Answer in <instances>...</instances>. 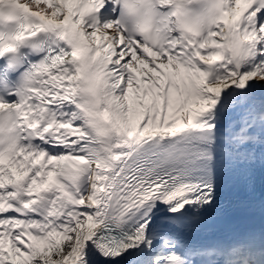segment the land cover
I'll list each match as a JSON object with an SVG mask.
<instances>
[{"label":"bare ground","instance_id":"bare-ground-1","mask_svg":"<svg viewBox=\"0 0 264 264\" xmlns=\"http://www.w3.org/2000/svg\"><path fill=\"white\" fill-rule=\"evenodd\" d=\"M22 1L39 8L53 22L63 21L64 15L72 12L68 0H52L51 4L46 0ZM229 4L231 29L221 25L196 50L182 46L181 55L160 58L169 70L168 80L151 61L153 55L159 54L127 40L111 19L97 26L78 20L92 39L94 56L105 68L102 83L107 93L103 111L115 138L110 147L102 146L86 116L72 103L78 67L73 60H64L41 86L39 106H54L53 120L58 127L55 151H76L86 158H79L76 167L65 170L67 176L74 173V178L65 174L52 177L57 167L55 158L43 152H28L5 169L0 183L11 186L20 179L29 188L28 196L19 202L13 201V194H0V237L9 240L12 236L18 246L15 259L32 256L34 243L28 229L35 233L46 226L63 227L54 207L58 203L57 192L65 190L73 198L82 195L85 206L93 213L91 227L77 251L64 263L73 264L83 242L102 222L117 175L136 149L133 144L148 142L155 134L177 136L186 127L203 135L223 136L238 145L264 136V37L259 27L246 25L235 36L241 16L250 18L255 10L250 0H230ZM237 41L250 48L240 71L233 64ZM158 81L163 85L168 82L165 94ZM88 171L89 180H85ZM196 196L185 195L142 221L141 232L121 249L114 264H143V251L151 245L159 246L167 234L174 241L163 251V264H214L215 254L209 249L208 237L217 230L199 228L172 215L177 209L199 213L194 205ZM19 221L23 224L18 225Z\"/></svg>","mask_w":264,"mask_h":264},{"label":"rangeland","instance_id":"rangeland-1","mask_svg":"<svg viewBox=\"0 0 264 264\" xmlns=\"http://www.w3.org/2000/svg\"><path fill=\"white\" fill-rule=\"evenodd\" d=\"M47 1V0H46ZM51 4V3H49ZM259 33L264 37V26L263 24L259 26ZM261 62L263 59L261 58ZM123 92V91H122ZM120 93V92H119ZM170 121H173V116L170 115ZM62 155L53 156L56 162V168L52 173V177H57L60 174H65L66 169H71L76 167V162L79 158H86L84 155H77L73 153L74 151H61ZM81 156V157H80ZM89 174L85 176V180H89ZM67 177L74 178L75 174L71 173ZM54 185V181H51ZM35 187V185H34ZM58 203L55 204L54 211L57 218L61 219L63 227L58 226L52 229L46 226L41 232H32L30 229L27 230V234L33 239L34 247L32 256L30 258L20 257L15 259L14 251L17 249V244L12 241V236L9 240H4L0 237V256L3 259L2 264H26L32 260L36 253L49 252L54 261V264H64L65 261L70 260L72 255L77 251L79 243L83 240L85 233L92 225L93 213L90 209L85 206L83 196L80 195L73 198L66 192L58 191ZM23 221H19L18 225H22ZM169 234L164 236L159 243V246L151 245L143 251L141 256V261L143 264H163L161 261V256L163 251L166 250L167 244L174 239ZM65 246L67 250L63 253L59 252L57 247Z\"/></svg>","mask_w":264,"mask_h":264},{"label":"trees","instance_id":"trees-1","mask_svg":"<svg viewBox=\"0 0 264 264\" xmlns=\"http://www.w3.org/2000/svg\"><path fill=\"white\" fill-rule=\"evenodd\" d=\"M57 248H59L57 250L61 253L67 250L65 246H60ZM26 264H54V261L51 257V253L49 252L43 253L39 251L38 253L35 254L34 258L29 262H27Z\"/></svg>","mask_w":264,"mask_h":264}]
</instances>
